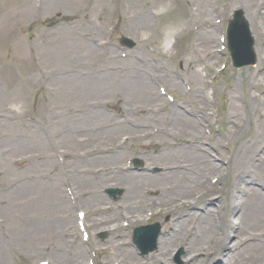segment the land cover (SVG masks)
I'll return each mask as SVG.
<instances>
[{"label":"rangeland","instance_id":"obj_1","mask_svg":"<svg viewBox=\"0 0 264 264\" xmlns=\"http://www.w3.org/2000/svg\"><path fill=\"white\" fill-rule=\"evenodd\" d=\"M129 1L132 3L127 0H54V2L52 0L48 4V0H44L43 9L37 11L34 7L41 5L38 0H0V112L3 111L13 116L14 120L10 124L17 131L19 121L22 120L27 123L26 119L31 117L37 124L45 125L48 129L51 128L54 137L50 148L43 147L49 157V162H51L52 168L49 171L43 169L40 163L42 159L38 158L41 157V148H38L37 143L34 144L35 141L31 140L30 137L26 138L32 146L30 149L22 147V150L13 151L11 147V154L1 160L5 163L0 164V167H5L3 173H0V194L2 193L0 196V226L2 228V232H0V264H41L45 261L48 264H66L64 257L69 250L82 251V238L77 227V211H81L82 207L89 208L91 212L94 210L91 208H98V203L93 206L94 203H86V205L82 202V191H85V185L82 186L81 178L85 177H83L82 171H88L95 175L98 168L97 161L94 163L92 159L88 161L85 157L82 158V150L95 151L100 146L99 144H113L118 140H122V137H126L124 135L131 133H123L122 129L117 132L112 130L108 133L112 129V127H109L104 129V132H107L103 136H100L99 133L97 136L96 132L103 131L95 128L99 122H91L88 125L84 121H82L81 126L79 125L80 128H78L79 126L71 128L69 122L70 132L61 131L60 128L66 125L64 123V119L67 117L66 107H69V109L80 107L82 115H88L89 110L99 111L105 116V119L111 115L112 119L115 118V122L119 121L121 115H125L127 121L137 125L134 122H140L138 114L141 115L144 109H146L145 111L157 110L159 112L157 119L164 117V113L167 114L179 109L177 106L167 104L166 95L160 94L159 90L157 92L154 86L155 84L156 86L164 84L165 80L169 86L163 85V88L166 89L167 94L174 96L176 104L182 103L191 111H200L208 115V118L212 121V125L205 128V137L207 143L211 144L210 148L206 147L213 154V157H221V147L218 145L221 142L219 139L221 136L225 139L223 143L225 145L223 146L227 148L229 155L230 151H234L241 140L251 139L255 126H257V132H264V118H257L255 114L250 113V117L248 116L244 122L241 131L242 136L240 138L234 136V139L227 136L225 116L228 104L231 101L230 88L237 87L242 102L248 105L247 77L253 68L252 66L233 68L228 51L219 47L225 45V42H220V39L224 34L232 10L240 8L247 15L246 7L243 4L239 7L231 6L229 0H202L205 1V5L209 9V15L200 17L207 21L211 20L216 26L214 36L209 40L212 43L202 44L205 48H195L193 31L188 29L178 38L175 45V54L165 57L160 54L158 48L160 30L167 23L186 22L188 12L192 10L191 5L187 4L186 6L182 3V0H176V4L173 5L167 16L156 17L153 15L152 9L157 7L162 0ZM120 11L121 14H119ZM148 12H152L150 17L152 23L151 26L145 28L143 17ZM127 13H134L131 15L136 17L131 27H129ZM144 29H148L152 33L150 40L147 42L141 41L139 38V33ZM69 33L76 38L70 40L65 38L67 41L63 43L61 37H68ZM251 35L254 40L253 50L257 60L256 33L253 29ZM120 36L131 38L136 42V46L127 50L120 48L118 45ZM102 42L103 44L99 46V43ZM79 43L84 47L89 44L93 48L94 44L96 49L100 48L107 52L110 50L112 52L108 53L112 54V58L110 57L107 63L103 62V58L102 62L97 63L96 52L93 49L90 54L82 55V58L76 60L75 51ZM206 48H209V50ZM96 51L100 53L99 50ZM108 53H105V55L109 58ZM69 56H71V59L68 61ZM188 59L192 62L191 68L193 71H197L201 76L198 81L200 89H202L203 84L202 78L205 81V100L208 99L209 101L202 103L200 107L197 101L191 100L195 98L190 97L192 92L189 93V89H187V85L188 87L194 85L188 72L182 73L185 77L181 83H169L170 81L166 80L176 73H181ZM77 61H81L82 76L79 74L77 75L78 79L71 80L67 79L68 75L62 76L61 79H67L66 85L68 87L66 88L78 89L77 86L82 85L83 88L81 87L79 91L81 93L62 92L60 94L57 83H55L56 75L51 78L52 80L49 79L48 86L45 88L39 89L34 83L42 76V67L41 69L36 68V65L41 66V62L47 71L50 68L66 71L74 64L71 62ZM86 63L91 65L90 69L95 74H85L87 71L84 70L87 69ZM116 65L124 68L129 66V68L125 70L126 73L118 75L115 71L109 70L110 66ZM142 70L145 71L142 73ZM149 74L152 80H148L147 76ZM142 77L144 81L141 80ZM97 80L99 84H104V86H97ZM122 81L124 84L131 82V84H128L127 92L122 90ZM147 84L151 85V89H146ZM46 88L52 89V96ZM147 90L153 92L155 96L153 95L152 100L146 103L144 101L147 98ZM210 92L213 93L210 94ZM258 92H261V90L258 89ZM13 102L23 103L24 111L22 114H17L10 109L9 105ZM86 103H88V107L84 106ZM261 109L262 106L258 105L257 114ZM55 113H59L58 118L52 120L50 115ZM81 117L78 116V119H73V122H79ZM100 121H104V119H100ZM129 122L126 124L127 127L130 125ZM145 123L141 124L144 125L147 131L149 129L145 126ZM154 124L159 125L150 123V125ZM98 126L102 125L99 124ZM169 129L172 132L174 131L171 129V124ZM56 130H59L60 134H57ZM138 130L141 129L138 128ZM151 132L153 131L151 130ZM2 134L3 140L11 139L8 127L2 129ZM65 135L69 136L67 140L63 137ZM158 139L162 142L165 140ZM85 140L88 141L83 145ZM145 141H147L145 138L132 142L127 141V155L123 163L127 164L126 162L130 159L138 158L144 165L146 163L145 153L139 154L135 151L140 149V145L143 143H148ZM161 141H158V143H161ZM3 146L7 149L8 143L4 142L1 147ZM151 146L159 148L160 144L154 143ZM252 148L255 149L253 144ZM23 152L30 157L28 162L30 169L18 168L16 170L17 165L12 163V159L21 157ZM30 152H35L36 156L33 158ZM54 152L58 157L55 156ZM72 153L74 156H71ZM225 158L227 159L228 156ZM72 159L77 160L71 162ZM9 164H11V170L15 173L6 175ZM130 167L132 171L137 170L132 165ZM160 169L161 167L153 165L149 171L157 173ZM262 169L264 171V168ZM216 173L217 171H214L208 173V175L214 174L212 176H215ZM220 174L222 177L219 178L217 183L218 191H216V194L218 197L216 198L222 202L220 205L221 208H224L225 214L229 215L231 183L235 178V174H233L231 165L226 164ZM20 177L22 178L17 180ZM253 177L254 174H250L249 181ZM255 179L258 182H264V176H258ZM90 180L92 183L89 188L93 189L95 184L93 179ZM237 180L239 187L244 186L243 181H240L239 178ZM8 182L12 184L6 185ZM103 183L105 187L122 190V193L114 199L106 197L108 201H104L106 204L117 201L118 204L122 199L123 186L115 182L112 183L113 185L104 181ZM204 184H206V180H204ZM210 187L211 185H206L200 189L197 186L196 195L198 197L201 195L203 205L206 203L205 198L208 196ZM158 193V188H154L150 191L149 197L156 199ZM1 198L4 200H1ZM88 198L92 200L89 195ZM113 212L114 209L106 214L110 215ZM116 218L118 221L117 216ZM164 219L163 216L160 219L158 218L160 222H163ZM237 219L239 218L236 214L233 220L237 221ZM62 222L65 225H62ZM111 222L115 224V219ZM122 225L119 221L117 226L121 231L117 235L126 239L130 228L124 229L121 227ZM107 226L108 224H105L104 227ZM64 230H66V237L62 235ZM104 231L107 234V239L109 236V247L111 248L103 251L101 257L94 258L96 264H105V262L117 256L119 254L118 250L121 249L118 244L115 245L112 242L108 230L104 228ZM123 238L119 241L123 242ZM233 239L231 237L227 240L229 245L234 241ZM171 246L168 247L169 250H171ZM175 248L170 261L174 264H176L174 257L179 249ZM200 253L208 255L206 251H200ZM86 255H83V258L87 261Z\"/></svg>","mask_w":264,"mask_h":264},{"label":"bare ground","instance_id":"obj_2","mask_svg":"<svg viewBox=\"0 0 264 264\" xmlns=\"http://www.w3.org/2000/svg\"><path fill=\"white\" fill-rule=\"evenodd\" d=\"M127 1L130 2L129 0ZM39 2L41 5L34 7L37 11L43 9L44 0H39L38 3ZM51 2L52 0H48V4ZM182 2L192 7L186 22L189 25L188 29L193 31L196 45L194 47L205 48L202 44L212 43V41L209 40L214 36V28L209 21L202 19L200 16L209 15V9L205 5V1L202 0H182ZM229 4H243L244 7H246L250 26H253L255 29V24L257 23L255 31L257 35V51L259 53L257 63L247 77L248 105L242 102V97L237 87L230 88L231 101L228 104L225 117L228 130L227 136L230 139H234V136H236V138L242 136L241 131L243 130L244 122L248 116L250 117V113L253 115L255 114L257 118H264V0H229ZM128 5L132 6L130 4ZM119 14H121V11ZM151 15L152 12H148V14L143 17L145 28L151 26ZM135 18L136 17L127 13L129 27L135 22ZM256 20L261 21L256 22ZM61 38L63 43H66L67 40L76 37L69 33L68 37L62 36ZM65 38L68 39L66 40ZM85 47L82 46L81 43L78 44L76 47L77 50L75 51L76 60L82 58V55L90 54L94 49L97 56V63L102 62L101 58H103V62L105 63L109 61L110 58L105 55V52L100 55V53L96 51L97 49L94 47V44L93 48L89 44L85 45ZM206 49L209 50V48ZM70 59L71 56H69L68 61ZM80 62L81 61L71 62L74 64L66 71H63L64 69L55 68H50L49 71H47L41 62L39 68L41 69L42 67L43 69L42 76L35 80L34 83H36L38 88L48 86L49 79L56 75L55 83H57V89L60 94H62V92L81 93L79 91L82 85H76L79 87L78 89L66 88L68 87V85H66L67 79H78L77 75L79 74L82 76V66ZM191 66L192 62L188 59L181 73L174 74L168 77L167 80L177 84L180 76L183 75L182 73L188 72L194 82L190 97L193 96L195 99L191 100L197 101L200 105L204 102L207 103L208 99L205 100L206 94L204 90L198 87V81L201 76L197 71H193ZM86 67L87 69H84L87 70L85 74H91V65L86 63ZM120 67L121 66L118 65L110 66L109 70L115 71L118 75H122L125 71ZM144 71L145 70H142V73ZM116 73L113 74L117 75ZM255 74L258 76L256 77ZM62 76L68 77L67 79H61ZM141 80L144 81L143 77ZM96 83L97 86H104V84H99L98 80ZM121 83L123 92H127V88L129 87L128 84H131V82L124 84L122 81ZM46 89L48 93L51 92L49 94L52 96V89ZM57 89L55 90L57 91ZM146 89H151V85L147 84ZM258 89L261 90V92H258ZM148 92L147 90V93ZM147 93V98L144 101L146 103L152 100L153 95L155 96L153 92ZM258 105L262 106V109L257 114ZM84 106L88 107L89 105L86 103ZM178 106V110L176 109V111H171L167 114L164 113V117H160L159 119H157L159 114L157 110L150 109L149 111H145L146 109H144L143 113L138 116V119L142 123L146 122L145 126H147L149 130L142 132L138 129L135 130L134 128L131 129L127 127L126 120H124L123 123L115 122L111 115L105 119V116L99 111L93 112L89 110L88 115H82V109H80V107L75 109L66 107L65 109L67 117L64 119V123L66 125L60 128V130L66 133L70 132L69 122L71 128H76L79 125L81 126L83 123L82 121H84L88 125L91 122H99V124L102 125L98 126V124L95 126L96 130L100 127H102L100 130H103L96 132L97 136L98 133L100 136H103L104 133L107 132H104V129L112 127L108 133L112 130L117 132L122 129L121 131L123 133L129 132L132 136L138 135L147 138L149 141L158 139L159 137L165 139V144L162 147L145 156L147 165H158L162 168L160 174H151L148 172L147 168L141 169V171L137 173H125L127 169L122 162V157L125 152L124 147H119L120 143L114 145L108 144V146L105 143H101L94 151L95 153L88 151V149L86 150L85 154L90 156L89 158L86 157V159L88 161L92 159L94 163L96 161L98 162L99 171L103 173L101 177L103 181L115 182L123 186L124 194L122 197V206L126 213L122 215V217L128 218V220L133 223L137 221L145 222L146 219L143 214L151 212L155 215H165L170 221V232L163 234L164 236H161L159 239V247L155 255L139 258L128 246L124 250H121V254L107 261L106 264H157L160 262L166 264V262L169 261L170 255L168 247L172 242L185 246L181 264H264V182H258L255 179V177L258 176H264V171L262 169L264 168V132H257L258 129L257 126H255L251 139L241 140L235 150L230 151L229 165H231L235 178L231 183L229 215H225L223 209L219 205L211 209H202L198 207H192V209H190L189 206H193L194 202L189 200V198L195 193L196 187L202 184L204 179L208 178V173L214 171L220 172L223 163L216 164L210 155L208 156L203 153L205 138L201 136L200 126L201 123L205 121L206 114H202L199 111H191L183 104H178ZM246 108L248 109L247 111ZM58 115L59 113H55L51 114L50 117L54 120L58 118ZM78 116L79 118L81 117V120L79 122H73V119H78ZM98 118L99 120H97ZM100 119H104V121H100ZM13 120L12 115L3 111L0 112V161L11 154V147L13 151L22 150V147L30 149L32 146L26 140L27 137H30L31 140L35 141L34 144L37 143L38 148H41V157L38 158L42 159L40 163L43 169L49 171L52 166L43 147H51L52 139L54 138L52 134L53 130L51 128L48 129L45 125L37 124L33 119H29V121L26 120L27 123H24L22 120L19 121L17 124V131L10 124ZM151 122L159 124V129L155 134L151 132ZM169 124H171V129L174 130L173 132L169 129ZM80 126L78 128H80ZM4 127H8L11 139L3 140L2 129ZM143 130H146L145 127ZM56 132L60 134L59 130H56ZM175 136L177 137L176 141L173 139ZM63 137L66 140L69 138L68 135ZM220 140L221 142L219 143L222 145L225 139L220 137ZM87 141L88 140H85L83 145ZM4 142L8 143L7 149L4 148V146L1 147ZM252 144L255 146L254 150ZM221 152L222 155H227L223 147ZM24 153L25 152H23L21 157L12 159V163L17 165L16 170L18 168H23L25 170L28 168L30 169L28 164L30 157ZM30 155L33 158L36 156L35 152H30ZM71 156H74L73 153ZM118 157L121 159L115 161ZM76 160L77 159H72L71 162H75ZM3 163L5 162H0V164ZM8 166L9 168L6 169L8 173H6V175L15 173V171L11 170V164ZM4 167L5 166L0 167V173H3ZM250 174H254L251 181H249ZM21 178L22 177L17 180ZM238 178L240 181H243L244 186L239 187ZM85 181H87V178H85ZM10 183L11 182H8L6 185ZM88 184H90L89 181ZM154 188H158L159 195L162 197L149 199L146 193L148 190ZM213 193L214 192L209 194V198L212 197ZM96 196L97 201L100 202V211L95 222L101 223V226L104 227L105 224H108L107 222L110 223L116 216L114 214H106L105 199L98 194ZM1 200L4 199L1 198ZM86 201L88 202L89 200L87 199ZM119 212L120 211L117 213ZM236 214L239 219L234 221L233 217ZM61 224L65 225L63 222ZM106 229L111 234L117 231L116 226L112 224L111 226L108 225ZM0 232H2L1 226ZM211 234L212 237H210ZM231 237L234 238V241L229 245L227 239ZM210 240H212L211 244H209ZM118 243L119 241L117 240L115 245ZM232 249L236 250L232 251ZM200 251H206L207 254L210 253L211 255L207 256L201 254ZM81 257L82 255L79 252L72 254L71 252L67 253V263L80 264Z\"/></svg>","mask_w":264,"mask_h":264},{"label":"clouds","instance_id":"obj_3","mask_svg":"<svg viewBox=\"0 0 264 264\" xmlns=\"http://www.w3.org/2000/svg\"><path fill=\"white\" fill-rule=\"evenodd\" d=\"M173 8V0H162V2L152 9L153 15L156 17L167 16ZM134 14V13H130ZM189 25L185 21H177L164 24L160 30L158 48L160 54L165 57H170L175 54V45L178 40L187 30ZM152 33L148 29L141 30L139 38L141 41H149ZM10 109L17 114H22L24 105L22 102H13L9 105Z\"/></svg>","mask_w":264,"mask_h":264}]
</instances>
